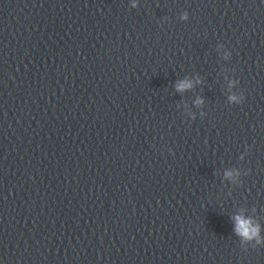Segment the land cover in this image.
I'll list each match as a JSON object with an SVG mask.
<instances>
[{"label":"clouds","instance_id":"obj_1","mask_svg":"<svg viewBox=\"0 0 264 264\" xmlns=\"http://www.w3.org/2000/svg\"><path fill=\"white\" fill-rule=\"evenodd\" d=\"M191 87L192 84L186 80L177 84L178 91H184L185 89H189ZM231 99L235 100V97H232ZM226 175L231 176V173H226ZM234 219L236 221L235 231L239 236L245 240L256 239L257 243L260 242L258 225H254L250 219H245L242 216H236Z\"/></svg>","mask_w":264,"mask_h":264}]
</instances>
